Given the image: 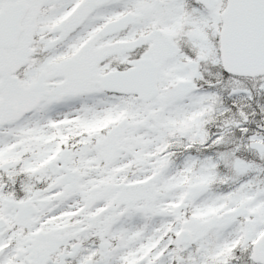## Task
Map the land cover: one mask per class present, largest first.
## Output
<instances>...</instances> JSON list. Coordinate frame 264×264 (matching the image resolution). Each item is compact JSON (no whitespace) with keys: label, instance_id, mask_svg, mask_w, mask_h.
Wrapping results in <instances>:
<instances>
[{"label":"snow or ice","instance_id":"snow-or-ice-1","mask_svg":"<svg viewBox=\"0 0 264 264\" xmlns=\"http://www.w3.org/2000/svg\"><path fill=\"white\" fill-rule=\"evenodd\" d=\"M0 264H264V0H0Z\"/></svg>","mask_w":264,"mask_h":264}]
</instances>
